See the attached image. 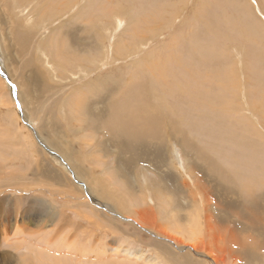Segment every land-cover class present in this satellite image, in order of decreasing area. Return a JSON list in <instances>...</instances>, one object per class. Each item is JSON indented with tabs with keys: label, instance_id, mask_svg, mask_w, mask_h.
Segmentation results:
<instances>
[{
	"label": "rangeland",
	"instance_id": "1",
	"mask_svg": "<svg viewBox=\"0 0 264 264\" xmlns=\"http://www.w3.org/2000/svg\"><path fill=\"white\" fill-rule=\"evenodd\" d=\"M6 1L8 0H2L1 6ZM75 2L77 5L74 7V12L79 11L74 18L67 20V16V18H59L51 26L44 24L38 29L39 31L37 30V34L33 28L26 29L25 17L28 11L25 10L20 14L22 8L16 9L17 6L14 7L12 4L13 6L3 12L4 17L10 21V25L2 26L4 47L6 45L7 48L11 42L9 37L11 39L12 36H15L14 41L18 42L24 39L22 31L29 35L28 42H24L25 46L20 49L14 41L11 47H8L10 55L7 57L11 60L14 68L12 74L19 77L21 82L24 81L23 77L26 74L34 73L37 67L43 75H46L44 70L46 68L40 62L47 58L45 53L52 55L54 62L58 64L63 61L62 59L69 58V55L64 56L65 52H69L71 49L79 52V49H84L83 52H87L84 56L88 58H84L86 62L95 57L93 54L94 45H100L102 50L100 49L96 58L102 59V62L100 63L98 59L94 62L100 69L95 71L93 66L89 68L87 74H84L87 78H82L81 74L82 79L78 80L74 74L71 75L70 80L66 79L67 82H58L56 72L52 76L49 72L50 68L47 67L49 73L47 78L45 77L46 87L44 88V84L40 83L38 85L39 98H33L26 108L23 107L24 112H21L22 105L19 102L16 103L15 96H13L16 91L14 78L9 76L6 68H2L0 59V80L6 86L5 90L8 89L11 93L8 94L1 86L2 84L0 85V91L7 94L0 93V237H2V233H5L4 239L0 238V264H34L33 261L37 264H210L209 255L219 252L218 249L224 250L223 264H264V222L260 223V218L257 219V216H264V190L261 186L262 190L252 195L246 194L244 191L238 192L237 186L240 181L238 176H233V170L238 169L239 165L244 169V166L247 165L246 162H249V156L247 157L245 153H254L245 149L244 142H241L244 137L243 133L251 134L250 130L253 129L252 132L259 136L260 142L262 141L259 148L264 151V0H86V3L83 0H76ZM18 6L20 7V4ZM48 7L51 9V4ZM2 9L5 8L2 6ZM33 16L28 22L29 25L34 21ZM86 20L87 22H85ZM52 28L56 29L54 33H51ZM113 28L116 30L115 32ZM246 29H250V33ZM64 36L65 38H63ZM37 43L43 45L39 46ZM80 44L81 47H79ZM55 46H58L59 49H52ZM1 51L4 53V61H6L7 52L0 49ZM78 52L77 54H79ZM71 58L72 56L70 64L75 63L74 57L73 61ZM77 59L79 61V56ZM150 67L153 68L150 69ZM155 69H158L162 74L160 75L164 80L162 84L168 85L167 88L160 87L162 80L157 79ZM67 70L71 69L67 68ZM71 71L75 73V69ZM129 81L143 82V85L146 81L147 87L142 85V88H146L149 97L144 96L147 95L146 90L138 87L141 91L144 90V94L140 93L139 89L137 90L143 94L140 97L152 99L153 101L148 102H146L148 99H145V102L148 105L149 102H152L153 104L150 103L149 106L152 105L151 107L157 110L160 106L163 112H167L169 115L171 113L170 120L177 123L176 126H172L174 132L171 134L176 133V140L182 144L174 140L168 141L167 138L161 144L163 150L173 144L176 145V143L182 146L183 150L178 147L177 152V147L173 148L172 156L166 152L168 164L164 165L161 161L165 159H155L153 146L130 145L133 148V156H138L137 164L134 163V169H132V173L130 172V176L123 170L119 171L122 176L120 179L125 184L122 185L116 179V175L115 182L111 178V185L124 196L122 206L124 209L121 207L120 214L125 217L132 219L136 208H153L152 205L156 204L153 212H157V215L154 214L155 218L152 217V221L156 227L161 228L162 233L165 232L169 236L181 240L183 244L181 252L156 239L153 235L140 231L134 225L109 219L108 212L98 207V205L103 206V203L99 202V204L94 196L79 188L83 186L82 181L75 179L68 172L65 179L64 174L60 175L61 167L65 165H60V154L48 142L51 130L46 128V123L51 122L57 131L62 129L64 134L68 135V144L72 149L75 147V151H79V148L73 141L76 142L85 135L92 137V143L90 142L89 146H94L97 149L101 145L102 148V141L109 131L105 127L101 132L99 131L101 134L99 135L97 129L101 130L109 116L108 111L111 107H109L110 102H107V97L109 95L112 97L114 93L110 87L114 86V82H118L119 88L115 92L117 95L122 92L123 88H126L125 84H128ZM60 84L66 85V87L71 84L68 88L69 92L64 97L61 94L54 95ZM181 85L184 88H181ZM118 89L119 91H117ZM108 90L109 92H106ZM67 95L68 97H66ZM164 96L172 98L168 99ZM58 97L65 98L64 102ZM37 100L39 104H37ZM73 102L85 105L86 108L76 109V105L73 107ZM99 104L102 107H99ZM104 106L109 108L105 109ZM96 108L103 110L101 117L96 114ZM165 108L167 109L165 110ZM51 109L56 111L53 113ZM39 112L40 114H35ZM67 112L69 113L67 114ZM81 112L84 115L87 114V118L84 119L86 123L83 121L85 124L83 131L80 132V135L75 136L73 131L75 133L76 130H80L78 129V119ZM23 113L26 114L24 117ZM172 113H174L173 116ZM28 120L34 124L31 125L33 131L29 129ZM93 121L94 125H92ZM90 125L92 126L90 127ZM128 132L130 131L122 134L123 140L127 137ZM135 132L132 130V134L130 132L129 135L135 136L137 134ZM145 134L146 132L142 133L144 136ZM95 137L96 140H94ZM222 140L230 143L227 144L228 142ZM143 141L145 142V137ZM120 143H122V149L125 150L126 144L122 141ZM79 144L83 146L82 143ZM238 146L244 149L239 150ZM140 148L144 149L146 154L143 155L144 151ZM87 151H89V155L93 153L89 149ZM105 151H107L105 159L103 154V158L98 164H91L95 174L100 175V178H103V174L106 172L108 174L113 169L118 170L117 165H119L117 157H112L107 149L104 150V153ZM121 155L123 162L127 153L124 151ZM107 156L108 158H106ZM140 158L143 160L142 162ZM139 159L140 161H138ZM179 162L184 166L183 170ZM167 165L170 166L171 173L177 182L173 183V179L170 178L167 180L164 170ZM213 165L219 168L217 169ZM56 168L58 169L54 171ZM142 169L144 173L141 171ZM49 171L60 175L55 181L57 183L60 181L66 186L53 184L51 177L47 176ZM14 172L18 174L15 176ZM243 172L248 173L247 170ZM220 178L222 179L220 180ZM181 181L186 184H184L183 190H180L179 186ZM257 182L259 184L258 178ZM221 183H224L225 186ZM261 183H264V178L261 179ZM174 184L179 187L177 188ZM124 185L130 191L128 188L126 190ZM146 185L151 188L148 189L149 193L154 195L151 196L152 198L150 197L152 204L149 206H145L144 199L142 200L145 195L143 187L147 188ZM156 185L157 189H155ZM37 187H40L39 191L32 190ZM66 187L70 188L67 189L69 191H66ZM227 187L228 189H226ZM23 189L24 193L21 192ZM52 189L55 191L54 193ZM64 189L66 194L63 192ZM71 191L73 193H69ZM191 192L195 194L194 202L191 199ZM67 196H75L73 197L74 201ZM22 197L24 198L22 199ZM2 199H6V201H2ZM37 201L40 202L39 207H36ZM131 201L136 208L129 203ZM251 203L257 207L253 213H251L253 210L249 208ZM198 204H203V206ZM80 206L86 207V209H80ZM93 210L103 216L91 214ZM257 213L259 215H256ZM104 215L108 218H105ZM252 215L257 220L251 217ZM24 217L29 219L22 225L26 227L25 231L17 238L5 241V238H10L13 235L16 228L21 227L20 219ZM26 231L35 236L31 237ZM232 237L235 239L236 247L230 244ZM38 240L41 243L39 244L41 248L44 243L52 244L54 246H51L52 252L47 253L46 248L44 251L39 248V253L35 254L38 252V247L35 249L33 244ZM237 241L240 243L239 245ZM17 242L24 243L23 247H27L29 250L25 252L18 248ZM194 242L204 245L206 252L186 250L190 249L189 246H192ZM114 244L121 245V248L116 252L110 251ZM163 244L169 249L162 248ZM67 248L69 252L66 254L67 250L64 251V249ZM123 248H129L131 253L136 254L134 256L125 255L121 250ZM231 251H234V260L229 257ZM246 252L247 255H245ZM96 253H101V255Z\"/></svg>",
	"mask_w": 264,
	"mask_h": 264
},
{
	"label": "bare ground",
	"instance_id": "2",
	"mask_svg": "<svg viewBox=\"0 0 264 264\" xmlns=\"http://www.w3.org/2000/svg\"><path fill=\"white\" fill-rule=\"evenodd\" d=\"M76 0H11V1H6L5 3H3V8H5V9H2V6H1V4H2V0H0V49L1 50H3V51H5V52H7V54L5 55V57H6V61H4V53L1 51L0 52V59H1V62H2V64H1V66H2V68H6L7 70H8V74H9V76H11L12 78H14V81H15V89H16V91L14 92V94H13V96H15V102L17 103V102H19L20 103V105H22V111L21 112H24V109H23V107H25L26 108V105H28V103L31 101V100H33V98H36V99H38L39 97V94H40V92H38V85L40 84V83H43L44 84V88L46 87V82H45V79L47 78L46 76L48 75V73L50 72L51 74H52V76H53V73L54 72H56V80L58 79L59 81L58 82H60V81H66V79L68 78V80H70V77H71V75H74L75 74V76H77V77H75L76 79H78L79 80V78L80 79H82V78H87L84 74L86 73L87 74V70L89 69V68H91L92 66L94 67V70L95 71H98V68L100 69V67H98V66H96L95 64L96 63H94L98 58H96V56H98L97 54H98V52L100 53V49L102 50V48H100V45H94V48H93V54L95 55V57H93L91 60H88V61H86L85 62V59L84 58H87V57H85L84 55L87 53H84L83 52V50L82 49H79V52L78 51H74V49H71V50H69V52H65V54H64V56L65 55H69V58L67 59V60H65V59H62L63 61L61 62V63H58V64H56L55 62H54V60H53V57H52V55H48V54H46L45 53V55L47 56V58H45V60L44 61H40V62H42V66L44 67V68H46V69H44L45 70V72H46V75H43L42 74V71H39L38 70V67L36 68V70H35V72L34 73H30V74H26L24 77H23V79H24V81H20V78L19 77H17V76H15L14 74H12L13 72H14V68H13V66H12V62H11V60L9 59V57H7L8 55H10V53H9V48L8 47H11V45L13 44V41L15 40V36H12V38L10 39V37L8 38L9 39V41H11V42H9V44H8V47L6 48V45H5V47H4V43L3 42H5V40L3 39V37H4V33H3V30H2V26H7V25H10L9 23H10V21L9 20H7L5 17H4V14H3V12L4 11H6L7 9H8V7H10V6H13L14 5V7H15V5L17 6V7H15L16 9H18V8H22V10L19 12L20 14H22L25 10L26 11H28L27 12V14H26V17H25V19H26V23H25V25L27 26L26 27V29L27 28H33L34 29V32H35V34H37V32L39 31L38 29H40V27L41 26H43L44 24H46V26H51L52 24H54L55 23V21L56 20H58L59 18L61 19V18H64V17H66L67 18V16H68V19L67 20H70V19H72V18H74L75 17V15H77L78 14V11L75 13L74 12V7H75V5H77L76 4V2H75ZM85 3H86V0H83ZM88 1V0H87ZM94 1V0H93ZM18 3V4H17ZM78 3V2H77ZM13 4V5H12ZM20 4V7L18 6ZM51 4V9H49V7H48V5H50ZM92 4V3H91ZM148 4V3H147ZM153 4V3H152ZM87 7V6H86ZM118 7V6H117ZM88 8V7H87ZM86 9V8H85ZM90 9V8H89ZM121 9V8H120ZM81 12V11H80ZM86 12H87V10H86ZM122 12V11H121ZM120 14V13H119ZM34 15V16H33ZM31 16H33L34 17V21L31 23V25H29L28 24V22L31 20ZM36 16V17H35ZM122 16V15H121ZM87 19V18H86ZM154 19V18H153ZM137 20V19H136ZM152 20V19H151ZM153 21V20H152ZM84 22V21H83ZM82 22V23H83ZM85 22H87V20L85 21ZM117 22V21H116ZM120 22V21H119ZM89 23V22H88ZM74 24V23H73ZM206 24V23H205ZM24 25V24H23ZM69 25V24H68ZM17 26H19L18 24H17ZM85 26V25H84ZM24 27V26H23ZM62 27V26H61ZM64 27V26H63ZM19 28V27H18ZM103 28H104V26H103ZM117 28V27H116ZM132 28V27H131ZM53 29V28H52ZM51 29V33H54L55 31H56V29H53L52 30ZM57 29H60V28H58L57 27ZM252 29V28H251ZM16 30V29H15ZM18 30V29H17ZM38 30V31H37ZM62 30H63V28H62ZM105 30V29H104ZM113 30H114V28H113ZM248 29H246V31H247ZM250 30V29H249ZM248 30V33H250V31ZM11 31V30H10ZM19 31V30H18ZM116 30H114V32H115ZM136 31H138V30H136ZM253 31V30H252ZM13 32V31H12ZM123 32V31H122ZM17 33V32H16ZM19 33H20V31H19ZM21 33H23L22 35L24 36V39H23V41H21V40H17L18 42H15L14 41V43H15V45L20 49L21 47H23V46H25V43L24 42H28V40H29V35H27V34H24V32L22 31ZM31 33V32H30ZM133 33V32H132ZM262 33V32H261ZM7 34V33H6ZM33 34V33H32ZM35 34H33L34 36H35ZM50 34V33H49ZM48 34V38L50 37V35ZM105 34V33H104ZM112 34V33H111ZM256 34V33H255ZM31 35V34H30ZM99 35V34H98ZM257 35V34H256ZM33 36V37H34ZM69 36H70V34H69ZM100 36V35H99ZM111 36V35H110ZM32 37V36H31ZM30 37V38H31ZM92 37V36H91ZM113 37V36H112ZM259 37V36H258ZM63 38H65V36L63 37ZM154 38V37H153ZM254 38V37H253ZM88 39V38H87ZM110 39V38H109ZM54 40V39H53ZM153 40V39H152ZM259 40V39H258ZM91 41H93V40H91ZM102 41V40H101ZM114 41V40H113ZM55 42H57V41H55ZM73 42V41H72ZM45 43V42H44ZM39 46H41V45H43L42 43H37ZM82 44H84V43H82ZM87 44V43H86ZM96 44V43H95ZM144 44V43H143ZM27 45V44H26ZM71 45H72V43H71ZM77 46V45H76ZM47 48H48V46H46ZM79 47H81V44L79 45ZM83 47V46H82ZM93 47V46H92ZM91 47V48H92ZM70 48V47H69ZM84 48V47H83ZM52 49H54V50H58L59 49V47L58 46H55L54 48H52ZM77 49V48H76ZM75 49V50H76ZM78 50V49H77ZM103 50H105V49H103ZM38 51V50H37ZM40 51V50H39ZM41 51H43V50H41ZM88 51V50H87ZM44 52V51H43ZM42 52V53H43ZM77 52L79 53V54H77ZM12 53H13V50H12ZM40 54H41V52H39ZM160 53H162V52H160ZM55 54V53H54ZM166 54V53H165ZM124 55V54H123ZM72 56V58L74 57V59H75V63H71L70 64V57ZM79 56V61H77L78 59H77V57ZM101 56H102V54H101ZM104 56V55H103ZM154 56V55H153ZM165 56V55H164ZM15 57V56H14ZM145 57V56H144ZM71 58V59H72ZM88 59V58H87ZM158 59H160V58H158ZM33 60V59H32ZM99 60V59H98ZM102 60V59H101ZM101 60H99V62L101 63L102 61ZM154 60V59H153ZM152 60V61H153ZM72 61H73V59H72ZM59 62H60V60H59ZM35 63V62H34ZM37 64H38V62H36ZM154 63V62H153ZM99 64V63H98ZM108 64V63H107ZM139 64V66H141L140 65V63H138ZM143 64V63H142ZM102 65V64H101ZM158 65V64H157ZM166 65V64H165ZM26 66V65H25ZM41 66V67H42ZM143 66V65H142ZM149 66H151V65H149ZM47 67H49L50 68V71H49V69L47 68ZM67 68H69V69H71V70H73V69H75V73H73L71 70H67ZM151 68H153V67H150V69ZM170 68V67H169ZM168 68V69H169ZM135 69V68H134ZM142 69V68H141ZM159 69V68H158ZM158 69H155L154 70V72H155V74L157 75V79H161L162 80V77L160 76V75H162L161 73H160V71L158 70ZM166 69V68H165ZM49 71V72H48ZM77 71V72H76ZM165 71H167V70H165ZM170 71V70H169ZM172 71V70H171ZM170 71V72H171ZM70 72V73H69ZM144 72V71H143ZM112 73V72H111ZM147 73V72H146ZM169 73V72H168ZM70 74V75H69ZM83 75V77L81 78V76ZM66 75V76H65ZM81 75V76H80ZM164 75V74H163ZM172 75V74H171ZM68 76V77H67ZM88 76V75H87ZM98 76H99V74H98ZM104 76V75H103ZM46 77V78H45ZM4 78L6 79V77L4 76ZM50 78V77H49ZM53 78H55V77H53ZM73 78V77H72ZM74 78V79H75ZM97 78V77H96ZM100 78V77H99ZM98 78V79H99ZM101 78L103 79V77L101 76ZM105 78V77H104ZM131 78V77H130ZM21 79H22V77H21ZM91 79H93V78H91ZM113 79V78H112ZM111 79V80H112ZM164 79V78H163ZM174 79V78H173ZM54 80V79H53ZM55 80V81H56ZM118 80V79H117ZM50 81V80H49ZM106 81V80H105ZM108 81V80H107ZM166 81V80H165ZM170 81V80H169ZM67 82V81H66ZM78 82V81H77ZM76 82V83H77ZM94 82V81H93ZM99 82H100V80H99ZM98 82V83H99ZM109 82V81H108ZM130 82V83H129ZM128 82V84L126 83L125 84V86H126V90L123 88V90H125V91H123L122 90V92H120V93H118L117 95H115V92H116V89L117 88H119L118 87V82H114L113 84H114V86L113 87H110V85H109V87L112 89V92H114L113 94H112V97H111V95H109V97H107V102L109 103L110 102V105H109V107H111L110 108V110L108 111V118H107V120L104 122V124H103V127L101 128V130L100 129H94V131H97V132H101L102 130H103V128H105L106 127V129H108V133L106 134V137H105V139L102 141V139H101V141H102V146L104 147V149H103V147L101 148V145H99V147H97V149L96 148H94V146L93 147H91V146H89V143L92 141V137L91 136H88V135H85V137H81V138H79L76 142H75V140L73 141L74 143H76L77 144V148H79V151H75L76 149H72L70 146H69V144H68V135H65L64 134V132L62 131V129L61 130H59V131H57V129L56 128H54V126H53V123H51V122H47L46 123V128H48L49 130H51L50 131V137H49V140H48V142H50L51 144V147H53L55 150H57L58 151V153L60 154V165L61 166H63V164L65 165L64 167H61V174L60 175H65V177H64V179L66 178V174H68V173H71L74 177H75V179H77V180H79L81 183H82V187H79V188H81L83 191H86L87 193H89V194H91L92 196H94L95 198H96V202H102L103 203V206H101V205H98V207H100V208H102L103 210H105V211H107L108 212V214H109V219H111L112 218V220H117L118 222L120 221V223L122 222V223H128L129 225H134L135 227H137L140 231H142V232H144V233H146V234H151V235H153L156 239H158V240H160V241H162V242H164V243H166L168 246H170L171 248H175V249H177L178 251H182V247H183V244H182V242H181V240H177V239H175V238H173V237H171V236H169L167 233H162L161 232V228H159V227H156L155 226V224H154V221H152V217L153 218H155V216H154V214H156V213H154L153 212V208L155 207V205L156 204H154V205H152L153 206V208L152 207H146V208H142L141 207V203L140 204H138V205H140V207L141 208H136V206L132 203V201L131 202H129L130 204H132V205H134L135 206V208H136V210H135V212H134V215H132V219L130 218V217H125L124 215H121L120 214V212L122 211V208L124 209V207H122L123 206V199H124V196L123 195H121L120 194V191H118V189L117 188H115V187H113L112 185H111V178H113L114 179V182H115V178H116V175H117V178L116 179H118L119 181H120V183L123 185V184H125V182L122 180V179H120V178H122V176H121V174H120V170H123V171H125L126 173H128V175L130 176V172L132 173V169H134L133 167V165H134V163H136V158L138 157H135V156H133L134 154H133V148L130 146V145H136V144H138L137 146H141V145H144V144H147L146 146H153L154 147V149H153V151H154V157H155V159H159V160H161V158H163V159H165V160H162L161 162L165 165L166 163L168 164V161H167V159H166V152H169V155H171L172 156V154L174 153V150H173V148H175V147H177L176 149V151L178 152V147L181 149V150H183V147L182 146H180L179 144H182L180 141H178V140H176V133L173 135V134H171V133H173L174 131L172 130V126H176L177 125V123L176 122H173V121H171L170 120V118H171V113H170V115L166 112H163L162 111V109H161V107L159 106V110H157L156 108H154V107H151V106H149L150 105V103H152V102H149V105H148V103H146V102H148V101H151V100H149V96H148V93H147V90H146V88L144 89V88H142V85H143V82L142 83H135V82H132V81H129ZM145 82L146 81H144V85H145ZM110 83V82H109ZM149 83V82H148ZM154 83H156V82H154ZM162 83H164V80H162L161 81V86L160 87H168V85L166 86H164V84H162ZM2 84V85H1ZM43 84H42V86H43ZM94 84V83H93ZM100 84V83H99ZM174 84V83H173ZM0 85L1 86H3V88H4V90L6 89V86L3 84V82L0 80ZM70 85L71 84H69L67 87H66V85L64 86V85H59V89L57 90V92L54 94V95H58V94H61V96H63L64 97V95L65 94H67V92H69L68 90V88L70 87ZM102 85H104V84H102ZM120 85V84H119ZM144 85H143V87H144ZM150 85V84H149ZM155 85H157V84H155ZM154 85V86H155ZM77 86H79V85H77ZM105 86V85H104ZM153 86V87H154ZM158 86V85H157ZM169 86H171V85H169ZM121 87H122V85H121ZM123 87H124V85H123ZM138 87H141L142 89H144V90H146V92L145 93H147V95H144V96H148L147 98L145 97V99H148L147 101L144 99V98H141L140 96H142L144 93V90L143 91H141ZM145 87H147L146 85H145ZM153 87H152V89H153ZM160 87H158V88H160ZM181 88H184V87H182V85L180 86ZM180 87H179V89H180ZM77 88V87H76ZM105 88H106V86H105ZM155 88V87H154ZM165 88V89H166ZM172 88V87H171ZM42 89V88H41ZM120 89H122V88H120ZM140 90V91H137V90ZM157 89V88H156ZM165 89H163V91L165 90ZM48 90V89H47ZM51 90V89H50ZM162 90V89H161ZM170 90V89H169ZM174 90V89H173ZM181 90V89H180ZM5 91H7L8 92V94H11L10 93V91L7 89V90H5ZM117 91H119V89L117 90ZM152 91V90H151ZM170 91H172V90H170ZM48 92H50V91H48ZM47 92V93H48ZM93 92V91H92ZM103 92V91H102ZM106 92H109V90L108 91H106ZM143 93V94H140V93ZM150 92V91H149ZM153 92V91H152ZM155 92H157V91H155ZM159 93H160V91H158ZM165 92V91H164ZM167 92V91H166ZM169 92V91H168ZM173 92V91H172ZM0 93L1 94H6V93H4V92H1L0 91ZM13 93V92H12ZM90 94V93H89ZM99 94H101V93H99ZM107 94V93H106ZM157 94V93H156ZM162 94V93H161ZM163 94H166V93H163ZM176 93L174 92V95H175ZM7 95V94H6ZM114 95V96H113ZM168 95H169V93H168ZM167 95V96H168ZM173 95V96H174ZM177 95H178V92H177ZM92 96H93V94H92ZM151 96V95H150ZM153 96V95H152ZM151 96V97H152ZM170 96H171V94H170ZM169 96V97H170ZM11 97V96H10ZM62 97V98H63ZM66 97H68V95L66 96ZM165 98H168V99H170V98H172V97H166V96H164ZM55 98V97H54ZM59 98V97H58ZM61 98V97H60ZM59 98V99H60ZM154 98V97H153ZM64 99L65 98H63V99H60V100H62L63 102H64ZM99 99V98H98ZM97 99V100H98ZM110 99V100H109ZM157 99V98H156ZM155 99V100H156ZM167 99V100H168ZM55 100V99H54ZM100 100V99H99ZM104 100V99H103ZM102 100V101H103ZM154 100V101H155ZM171 100H173V99H171ZM67 101H68V99H67ZM67 101H66V103H67ZM90 101V100H89ZM146 101V102H145ZM153 101V100H152ZM170 101V100H169ZM9 102V101H8ZM96 102V101H95ZM55 103V102H54ZM58 103V102H57ZM88 103V102H87ZM104 103V102H103ZM102 103V104H103ZM169 103V102H168ZM31 104V103H30ZM37 104H39L38 103V100H37ZM63 104V103H62ZM153 104V103H152ZM157 104L159 105V103L157 102ZM33 105V104H32ZM74 105H76V107L74 106ZM108 105V104H107ZM170 105V104H169ZM176 105V104H175ZM10 107L12 106L11 104L9 105ZM52 106V105H51ZM56 106H58V105H56ZM67 106V105H66ZM101 105L99 104V107H100ZM165 106V105H164ZM31 107H33V106H31ZM59 107V106H58ZM73 107H75L76 109H83V108H86L85 107V105L83 106L82 104H74V102H73ZM102 107V106H101ZM108 107V108H109ZM168 107V106H167ZM171 107H172V105H171ZM36 108V107H35ZM98 108V107H97ZM96 108V109H97ZM104 108L105 109H108V108H106L105 106H104ZM158 108V107H157ZM174 108V107H173ZM53 109V108H52ZM51 109V110H52ZM167 108H165V110H166ZM65 110V109H64ZM169 110V109H168ZM36 111V110H35ZM34 111V112H35ZM53 111V110H52ZM56 111V110H55ZM55 111H53V113L55 112ZM66 111V110H65ZM95 111V110H94ZM101 111L103 112V110H101L100 108L99 109H97V111H96V114L98 115V117L100 116H102V113H101ZM111 111V112H110ZM27 112H28V110H27ZM38 112V111H37ZM29 113V112H28ZM46 113V112H45ZM69 112H67V114H68ZM92 113V112H91ZM94 113V112H93ZM92 113V114H93ZM110 113V114H109ZM35 114H40V112L39 113H35ZM91 114V115H92ZM113 114V115H112ZM26 114L25 113H23L22 114V116L24 117ZM49 115V114H48ZM52 115V114H51ZM64 115H65V113H64ZM174 115V113H172V116ZM253 115V114H252ZM69 116V115H68ZM106 116H107V114H106ZM254 116V115H253ZM91 117V116H90ZM97 117V116H96ZM96 117H95V119H96ZM97 117V118H98ZM104 117V116H103ZM87 118V114L85 113V115L81 112V113H79V128L78 129H80L79 131H77L76 130V132L74 133V131H73V134H75V136H78V135H80V132L81 131H83L82 129L85 127V124L83 123V121H85V123H86V120H84V119H86ZM23 119V118H22ZM69 119H70V117H69ZM88 119H90V118H88ZM92 119H94V118H92ZM37 120V119H36ZM95 121V120H94ZM93 121V122H94ZM29 124V129H31L32 131H33V128L31 127V125H34V124H31L30 122H29V120L27 121ZM38 122V121H37ZM43 122V121H42ZM25 123V122H24ZM35 123V122H34ZM40 123V122H39ZM71 123H72V120H71ZM96 123H98V122H96ZM101 123V122H100ZM102 123H103V121H102ZM58 124V123H57ZM95 124V122L92 124V125H94ZM39 125V124H38ZM92 125H90V127L92 126ZM96 127H97V124L95 125ZM94 126V127H95ZM98 126H99V124H98ZM102 126V125H101ZM35 127H37V126H35ZM39 127H40V125H39ZM89 127V126H88ZM87 127V128H88ZM24 128V127H23ZM173 128H175V127H173ZM25 129V128H24ZM124 129H125V131H124ZM34 130H35V128H34ZM132 130H133V132L134 131H136L135 133H137L135 136H132V135H129V133L131 132V134H132ZM224 130V129H223ZM249 130V129H248ZM253 130V129H252ZM252 130H250V132H251V134H248V133H243V135H244V137H242L243 139L241 140V142H244L243 144L245 145V149H249V150H251V151H253L254 153H252V152H248V153H245V154H247V157L249 156V162H246L247 163V165H245L244 167V169L242 168V167H240V165H239V167H238V169H235V170H233V176L234 177H237L238 176V178H239V184H238V186H237V189H239L238 190V192L240 191V192H242V191H244V192H246V194H250V195H252L253 193L255 194V193H257L259 190H262L261 189V186H262V188H263V190H264V183H261V179H263L264 178V151L261 149V148H259V146H261L262 145V141L260 142V138H259V136L257 135V134H255L254 132H252ZM38 131V130H37ZM41 131V130H40ZM127 131H130V132H128V134H126L127 135V137L123 140V138H124V136H123V138L121 137L122 136V134H124V133H126ZM220 131V130H219ZM35 132V131H34ZM97 132H95V133H97ZM100 132H99V135H101L100 134ZM146 132V134H145V136L144 135H142V133H145ZM148 132V133H147ZM151 132V133H150ZM230 132V131H229ZM41 133V132H40ZM72 133V132H71ZM105 133V132H104ZM231 133H232V131H231ZM26 134V133H25ZM29 134V133H28ZM94 134V133H93ZM70 135V134H69ZM90 135H92V134H90ZM98 135V134H97ZM239 135V134H238ZM26 136V135H25ZM71 136V135H70ZM70 136H69V139H70ZM218 136V135H217ZM229 136V135H228ZM30 137V136H29ZM28 137V138H29ZM144 137H145V142L143 141V139H144ZM237 137H239V136H237ZM27 138V137H26ZM27 138V139H28ZM31 138V137H30ZM99 138V137H98ZM122 138V139H121ZM160 138V139H159ZM168 138V141H175V142H178L179 144H177L176 143V145L175 144H173V145H171L170 147H168V148H166V149H164L163 150V147H162V143H164L165 142V140ZM173 138V139H172ZM218 138V137H217ZM217 138H216V140H217ZM219 138H221V137H219ZM100 139V138H99ZM172 139V140H171ZM222 139V138H221ZM71 140V139H70ZM94 140H96V137H95V139ZM226 140V139H225ZM224 140V141H225ZM44 141V140H43ZM100 141V142H101ZM120 141H122V142H124V144H126V146H125V150L124 149H122V143H120ZM223 141V140H222ZM223 141V142H224ZM97 142H98V140H97ZM219 142H220V140H219ZM222 142V143H223ZM226 142V141H225ZM228 142V141H227ZM226 142V143H227ZM238 142V141H237ZM240 142V141H239ZM240 142V143H241ZM259 142H260V145H259ZM71 143H72V141H71ZM79 143H82L83 144V146L82 145H80ZM92 143V142H91ZM221 143V142H220ZM230 142H228L227 144H229ZM31 144V143H30ZM224 144V143H223ZM226 144V145H227ZM233 144H234V142H233ZM75 145V144H74ZM95 145V144H94ZM225 145V146H226ZM231 145H232V143H231ZM230 145V146H231ZM85 146V147H84ZM88 146V147H87ZM233 146V145H232ZM232 146H231V148H232ZM34 147V146H33ZM134 147V146H133ZM36 148H37V146H36ZM36 148H34L35 150H36ZM43 148H45V147H43ZM90 150V152L92 151L93 153L91 154V155H89L88 153H89V151H87V150ZM105 149H107L108 150V152H110L111 153V155H112V157H117V161H119V165H117L118 166V170H115V169H111L112 171L111 172H109L108 174H103L104 175V179L103 178H100L99 176L100 175H96L95 174V171H94V168L91 166V164L93 163H99L100 161H101V159L103 158V154H104V159H105V155H107V151H105V153H104V150ZM137 149H138V147H137ZM136 149V150H137ZM141 150H142V148H140ZM198 149V148H197ZM223 149V148H222ZM238 149L240 150V149H244L243 147L242 148H239V146H238ZM37 150H39L38 148H37ZM36 150V151H37ZM226 150H227V148H226ZM41 151V150H40ZM47 151V150H46ZM125 151V153H127V157L126 158H124L125 159V161H123L122 162V155H121V153H123ZM139 151V150H138ZM142 151H144V153H143V155L144 154H146L145 153V150L143 149ZM141 151V152H142ZM230 151H232V150H230ZM246 151V150H245ZM50 152V151H49ZM198 152V151H197ZM139 154V153H138ZM19 155V154H18ZM54 155V154H53ZM177 155V154H176ZM58 156V155H57ZM124 156V155H123ZM146 156V155H145ZM179 156V155H178ZM44 157V156H43ZM106 158H108V156L106 157ZM142 159H143V157H141ZM140 158V159H141ZM180 158H182V157H180ZM227 158V157H226ZM49 159V158H48ZM140 159L138 160V161H140ZM141 159V162L143 161ZM153 159V158H152ZM51 161V160H50ZM210 161V160H209ZM57 162V161H56ZM149 162V161H148ZM153 162V161H152ZM58 163V162H57ZM87 163H89V164H87ZM123 163V164H122ZM146 163V162H145ZM180 163V165H181V168H182V170H183V167L184 166H182V164H181V162H179ZM229 163H230V161H229ZM49 164V163H48ZM54 164V163H53ZM56 164V163H55ZM102 164V163H101ZM106 164V163H105ZM137 164V163H136ZM152 164V163H151ZM234 164V163H233ZM239 164H241V162H239ZM3 165V164H2ZM47 165V164H46ZM103 165V164H102ZM243 165V164H242ZM56 166V165H55ZM107 166V165H106ZM136 166V165H135ZM213 166H216V165H213ZM27 167V166H26ZM49 167V166H48ZM96 167V166H95ZM102 167V166H101ZM108 167V166H107ZM107 167H106V170H107ZM157 167V166H156ZM156 167H155V169H156ZM19 168V167H18ZM99 168V167H98ZM97 168V169H98ZM216 168L218 169L219 167H217L216 166ZM58 168H56V169H54V171H56ZM60 169V168H59ZM101 170V169H100ZM164 170L166 171V173H165V175L167 176V180H168V178H170L171 180H172V182L174 183V182H177L176 181V179H175V177L173 176V174L171 173V168H170V166L169 165H167V166H165L164 167ZM248 171V173H244L243 171ZM97 171V170H96ZM142 172H143V169L141 170ZM68 172V173H67ZM99 172V171H98ZM100 172H103V171H100ZM116 172V173H115ZM144 173V172H143ZM148 173V172H147ZM162 173V172H161ZM12 174V173H11ZM14 174H15V172H14ZM16 174H18V173H16ZM16 174H15V176H16ZM39 174V173H38ZM101 174V173H100ZM13 175V174H12ZM60 175H56V174H54L53 172H50L49 171V173L47 174V176H49V177H51V182L53 183V184H61L60 183V181H59V183H57V181H55V180H58L57 178V176H60ZM132 175V174H131ZM142 175V174H141ZM102 176V175H101ZM12 177V176H11ZM165 177V176H164ZM68 178V177H67ZM140 178V177H139ZM257 178L259 179V184H258V182H257ZM37 179V178H36ZM69 179V178H68ZM71 179V178H70ZM222 178H220V180H221ZM142 180V179H141ZM164 180L165 181H167L166 180V178H164ZM219 180V179H218ZM34 181V180H33ZM40 181H41V179H40ZM50 181V180H49ZM63 181V180H62ZM139 181V180H138ZM180 181V180H179ZM225 181V180H224ZM231 181V180H230ZM229 181V182H230ZM14 182V181H13ZM45 182V181H44ZM128 182H130V181H128ZM170 182V181H169ZM221 182V181H220ZM223 182V181H222ZM12 183V182H11ZM65 183H66V181H65ZM68 183V182H67ZM80 183V184H81ZM171 183V182H170ZM172 183V184H173ZM225 183V182H224ZM224 183H221V184H224ZM27 184V183H26ZM39 184H41V183H39ZM64 184V183H63ZM63 184H61V186H63ZM72 184V183H71ZM157 184V183H156ZM184 184H185V182H183V181H181V183H180V187H181V189L180 190H183V188H184ZM226 184V183H225ZM225 184H224V186H225ZM122 185H121V187H122ZM151 185H152V183H151ZM160 185V184H159ZM163 185V184H162ZM186 185V184H185ZM64 186H66V184H64ZM73 186V185H72ZM117 187L119 186L118 184L116 185ZM131 186V185H130ZM147 186V188H144L143 187V190L145 191V195H143L144 196V198L142 197V200L144 199V203L146 204L145 206H149V204H152V197L154 196L153 195V193H149V188L150 187H148V185H146ZM150 186V185H149ZM174 186H176L175 184H174ZM178 185L176 186L177 188L179 187ZM229 186V185H228ZM56 187V186H55ZM54 187V188H55ZM58 187V186H57ZM124 187H126L125 185H124ZM152 187V186H151ZM164 187V186H163ZM168 187V186H167ZM166 187V188H167ZM222 187V186H221ZM12 188V187H11ZM38 188V187H37ZM32 189V190H37V191H39V188L38 189ZM64 188V187H63ZM77 188H78V186H77ZM127 188L128 187H126V190H127ZM153 188V187H152ZM222 188H224V187H222ZM235 188V187H234ZM42 189V188H41ZM56 189V188H55ZM67 189H70L69 187L67 188L66 187V191H69V190H67ZM132 190H133V188H131ZM138 189V188H137ZM151 189V188H150ZM155 189H157V185H156V188ZM164 189V188H163ZM225 189V188H224ZM226 189H228V187L226 188ZM15 190V189H14ZM13 190V191H14ZM26 190V189H25ZM32 190H31V192H32ZM53 190V189H52ZM59 190H61L60 188H59ZM79 190V189H78ZM77 190V191H78ZM128 190H129V188H128ZM131 190V191H132ZM136 190V189H135ZM141 190V189H140ZM159 190V189H158ZM165 190V189H164ZM12 191V190H11ZM21 191V190H20ZM45 191V190H44ZM49 191V190H48ZM58 191V190H57ZM62 191V190H61ZM65 191V189H64V193L66 192ZM130 191V190H129ZM138 191V190H137ZM229 191H230V189H229ZM21 192H23L24 193V189H23V191H21ZM31 192H29V193H31ZM47 192V191H46ZM45 192V193H46ZM55 191L53 190V193H54ZM73 192H74V190H73ZM72 191L71 192H69V193H73ZM76 192V191H75ZM128 192V191H127ZM155 192V191H154ZM162 192V191H161ZM223 192V191H222ZM225 192H227L226 190H225ZM233 192V191H232ZM52 193V194H53ZM61 193V192H60ZM59 193V194H60ZM68 193V192H67ZM77 193V192H76ZM156 193V192H155ZM261 193V192H260ZM1 194V193H0ZM48 194V193H47ZM49 194H51L50 193V191H49ZM57 194V193H56ZM55 194V195H56ZM58 194V195H59ZM62 194V193H61ZM66 194V193H65ZM64 194V195H65ZM130 194V193H129ZM136 194V193H135ZM140 194H141V191H140ZM142 194H143V192H142ZM229 194H230V192H229ZM30 195V194H29ZM54 195V194H53ZM63 195V194H62ZM72 195H75V194H72ZM78 195H81V194H78ZM82 195H83V193H82ZM197 195V194H196ZM52 196V195H51ZM131 196V195H130ZM133 196V195H132ZM131 196V197H132ZM136 196V195H135ZM152 196V197H151ZM24 197H25V195H24ZM24 197H22V199L24 198ZM31 197V196H30ZM57 197V196H56ZM60 197V196H59ZM66 197V196H65ZM68 198H70V199H72L73 200V197H75V196H67ZM77 197V196H76ZM137 197V196H136ZM151 197V198H150ZM158 197H159V195H158ZM157 197V198H158ZM194 197H195V194L194 193H192L191 192V199H192V202H194ZM5 198V197H4ZM67 198V199H68ZM80 198H82V197H80ZM84 198V197H83ZM154 198H156V197H154ZM32 199V198H31ZM35 199V198H34ZM60 199H61V197H60ZM77 199V198H76ZM159 199V198H158ZM28 200V199H27ZM78 200H80V199H78ZM130 200H132V198H130ZM137 200V199H136ZM135 200V203L137 202ZM237 200V199H236ZM2 201H6V199H2ZM29 201V200H28ZM31 201H33V199L31 200ZM35 201V200H34ZM56 201V200H55ZM74 201V200H73ZM126 201V200H125ZM138 201H139V199H138ZM207 201V200H206ZM20 202V201H19ZM66 202V201H65ZM64 202V203H65ZM82 202V201H81ZM128 202V201H127ZM36 203V202H35ZM44 203H45V201H44ZM46 203H48V202H46ZM51 203V202H50ZM143 203V204H144ZM200 203V202H199ZM248 203V202H247ZM100 204V203H99ZM137 204V203H136ZM226 204H228V203H226ZM230 204V203H229ZM231 204H232V202H231ZM67 205V204H66ZM65 205V206H66ZM83 205H85V204H83ZM131 205V206H132ZM199 206H203V204H198ZM249 205V204H248ZM39 207L40 206V202L39 201H37V203H36V207ZM44 206V205H43ZM42 206V207H43ZM128 206H129V204H128ZM130 206V207H131ZM231 206V205H230ZM2 207H4V206H2ZM6 207V206H5ZM42 207H40V208H42ZM122 207V208H121ZM127 207V206H126ZM126 207H125V209H126ZM133 207V206H132ZM144 207V206H143ZM227 207V206H226ZM246 207V206H245ZM64 208V207H63ZM80 209L82 208H84V209H86V207H79ZM88 208V207H87ZM199 208V207H198ZM223 208V207H222ZM236 208V207H235ZM234 208V209H235ZM249 208H251L253 211H251V213H253L255 210H257V207L256 206H254V204H250V207ZM69 209V208H68ZM246 209V208H245ZM51 210V209H50ZM89 210V209H88ZM246 210H248V209H246ZM0 211H1V209H0ZM3 211V210H2ZM5 212H6V209L4 210ZM42 211V210H41ZM48 211V210H47ZM56 211V210H55ZM72 211V210H71ZM4 212V213H5ZM10 212V211H9ZM43 212V211H42ZM50 212V211H49ZM249 212V211H248ZM247 212V213H248ZM40 213V212H39ZM83 213V212H82ZM256 213V212H255ZM57 214V213H56ZM84 214V213H83ZM91 214H93V215H98V216H100V215H102V214H100L99 212H96V210L94 211H91ZM107 214V215H108ZM208 214V213H207ZM206 214V215H207ZM249 214V213H248ZM1 215V214H0ZM4 215V214H3ZM16 215V214H15ZM43 215V214H42ZM157 215V214H156ZM256 215H259L258 213L256 214ZM6 216V215H5ZM38 216V215H37ZM64 216V215H63ZM85 216V215H84ZM87 216V215H86ZM103 216V215H102ZM210 216V215H209ZM82 217V216H81ZM90 217H91V215H90ZM93 217V216H92ZM104 217L105 218H108V216H105L104 215ZM211 217V216H210ZM251 217H254L255 218V216H251ZM9 218V217H8ZM260 218V219H259ZM25 219V220H24ZM51 219V218H50ZM79 219V218H78ZM89 219V218H88ZM206 219V218H205ZM209 219V218H208ZM211 219V218H210ZM256 219V218H255ZM257 219H259L260 220V223H262V222H264V216H262V217H258L257 216ZM256 219V220H257ZM263 219V220H262ZM6 220H7V218H6ZM21 220V222H20V226L21 227H19V229H15L14 231H13V235H11L10 236V238H5L6 240L5 241H7L8 242V240H12V239H15V238H17V237H19L20 236V234L22 233V232H24L25 231V229H26V227H23L22 225H24L26 222L25 221H28L29 219L26 217H24V218H21L20 219ZM108 220V219H107ZM258 220V221H259ZM251 221V220H250ZM63 223V222H62ZM207 223V222H206ZM254 223V222H253ZM208 225H209V223H207ZM258 224V223H257ZM28 225V224H27ZM31 225V224H30ZM100 225V224H99ZM255 225V224H254ZM28 227V226H27ZM76 228V227H75ZM159 228V230H157ZM40 229V228H39ZM38 229V230H39ZM72 229V228H71ZM210 229H211V227H210ZM211 231V230H210ZM226 231V230H225ZM27 233H29L30 234V236L31 237H34L35 235H33V233H31V232H28V231H26ZM203 234V233H202ZM4 235H5V233L3 234L2 233V237H0V238H2V239H4ZM1 236V235H0ZM13 236V237H12ZM231 236V235H230ZM7 237V236H6ZM15 237V238H14ZM30 237V238H31ZM75 237V236H74ZM231 238V237H230ZM1 239V240H2ZM47 239V238H46ZM79 239V238H78ZM82 239V238H81ZM232 239H233V237H232ZM230 240L231 241V243L230 244H232L233 246L236 244V242H234L235 241V239H233V240ZM254 239V238H253ZM236 240H237V238H236ZM40 241H41V239H40ZM40 241L38 240V242H35V244H33V246H34V248L36 249L37 247V250H38V252H36L35 254H37V253H39V248H41V246L39 245V244H41L40 243ZM44 241V240H43ZM47 242V241H46ZM90 242V241H89ZM43 243V242H42ZM237 243H238V241H237ZM17 246H18V248H20V249H23L25 252H27L28 250H29V248L27 249V247H23V245H25L24 243H18L17 242ZM85 244V243H84ZM200 244V243H199ZM197 244L196 242H194V243H192V246H189V248L190 249H186V250H188V251H190V250H192V251H203V252H206V249H205V247H204V245H202V244ZM240 243H238V245H239ZM28 245V244H27ZM37 245H39V246H37ZM42 245H44L41 249L44 251L45 250V248H46V252L47 253H49V252H52V250H51V246H52V244H50L49 242H47V243H44V244H42ZM242 245V244H241ZM32 246V245H31ZM32 246V247H33ZM85 246V245H84ZM96 246V245H95ZM180 246V247H179ZM182 246V247H181ZM224 246V245H223ZM52 247H54V246H52ZM73 247V246H72ZM90 247V246H89ZM186 247V246H185ZM234 247H236V245L234 246ZM238 247V246H237ZM66 248V247H65ZM96 248V247H95ZM121 248V245L120 244H117V245H115L114 244V246L113 247H111L110 248V251H113V252H116L118 249H120ZM162 248H165V249H169L167 246H165L164 244L162 245ZM84 249V248H83ZM92 249V248H91ZM129 248H123V249H121L122 250V253L123 254H125V255H129V256H134V254H136V253H131L129 250H128ZM236 249V248H235ZM22 250V251H23ZM67 250V252H66V254L69 252V250H68V248L67 249H64V251H66ZM88 250V249H87ZM86 250V251H87ZM130 250H132V249H130ZM226 250V249H225ZM243 250H244V246H243ZM94 251H95V249H94ZM94 251H93V253H94ZM218 251L219 252H217V253H214V254H210L209 256H210V264H223L224 263V259H225V257H224V250H219L218 249ZM233 252L234 251H231V253H230V255H229V257L231 258V259H233ZM72 253V252H71ZM83 253H85L84 251H83ZM202 253V252H201ZM31 254V253H30ZM96 254H99V255H101V253H96ZM231 254H232V256H231ZM244 254V253H243ZM245 255H247V252H246V254ZM250 255H251V253H250ZM39 256H40V254H39ZM249 256V255H248ZM78 257V256H77ZM53 258V257H52ZM53 260V259H52ZM234 260V259H233ZM61 261H63V259L61 258ZM8 262V261H7ZM34 262V264H37V263H35V261H33ZM64 262H66V261H64ZM68 263V262H67Z\"/></svg>",
	"mask_w": 264,
	"mask_h": 264
}]
</instances>
